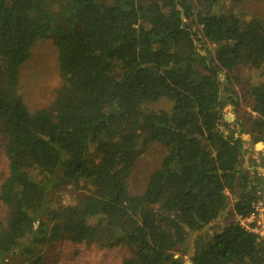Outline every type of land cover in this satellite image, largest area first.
<instances>
[{
	"label": "trees",
	"instance_id": "obj_1",
	"mask_svg": "<svg viewBox=\"0 0 264 264\" xmlns=\"http://www.w3.org/2000/svg\"><path fill=\"white\" fill-rule=\"evenodd\" d=\"M220 1L200 0L195 13L188 0H0V264H43L44 246L88 237L127 248L121 264H182L175 255L221 217L230 194L234 217L253 213L259 196L240 162L242 135L264 138V14L224 13ZM47 39L71 87L30 113L15 90L19 69ZM243 64L262 80L243 88L254 116L235 130L220 75ZM160 99L172 108H144ZM153 143L164 156L133 195L128 180ZM65 187L84 194L51 208ZM191 254V264H264V243L232 221L198 235Z\"/></svg>",
	"mask_w": 264,
	"mask_h": 264
},
{
	"label": "rangeland",
	"instance_id": "obj_2",
	"mask_svg": "<svg viewBox=\"0 0 264 264\" xmlns=\"http://www.w3.org/2000/svg\"><path fill=\"white\" fill-rule=\"evenodd\" d=\"M195 13L203 8L199 5L200 0H188ZM224 13H241L247 19L254 15L264 14V0H221L219 9ZM196 30L197 28L194 27ZM202 54L207 51L213 53L214 46L206 40H200L196 43ZM220 80L228 93L224 96L223 115H230L233 121L245 130L250 129L249 116H254L250 110L251 99L246 94L244 87L258 84L261 78V72L249 65H240L232 69L227 74H221ZM71 87L65 82L59 71L58 53L50 40L39 41L32 49L29 59L19 69V80L16 87L17 94L21 97L30 113L50 108L60 97L64 88ZM231 95L236 100L235 105H231V100L227 96ZM147 110H170L172 103L166 99H160L155 103L144 105ZM233 123V122H232ZM231 123V124H232ZM235 129V130H236ZM256 143V142H253ZM259 148L257 150L259 151ZM164 149L157 143L151 144L142 153L128 180L129 192L138 195L146 190L149 177L156 171L162 158ZM245 165L244 158L240 162V169ZM7 176V162L1 147L0 139V186ZM253 177L252 174L249 175ZM258 185L257 187H261ZM256 188V187H254ZM238 192V190H236ZM254 191V190H252ZM84 194L83 191H75L71 187H65L59 196H55L50 201L51 208L55 209L57 205H73L77 199ZM253 195H258L253 192ZM261 195H263L261 193ZM235 195H229L227 209L221 217L213 224L206 227L203 231L191 234L188 240L187 253L176 254L182 264H191L190 258L193 251V243L198 235H213L222 230L237 218L232 214V205L235 202ZM5 209L0 203V222L4 220ZM43 264H121L122 260L129 256L125 247L114 249H102L91 241L90 237L82 243H72L68 239H60L50 245H46L40 250ZM9 264H16L14 259L9 260Z\"/></svg>",
	"mask_w": 264,
	"mask_h": 264
},
{
	"label": "crops",
	"instance_id": "obj_3",
	"mask_svg": "<svg viewBox=\"0 0 264 264\" xmlns=\"http://www.w3.org/2000/svg\"><path fill=\"white\" fill-rule=\"evenodd\" d=\"M242 139L244 143V150L245 155L243 156L245 165L242 168L247 175L252 174L254 183L252 184L254 187V191L256 194H259V199L264 200V179L259 175L260 171V163L258 160L259 155L261 154L262 150L264 149V138L260 136L259 142L253 143L250 141V137L248 135H242ZM259 148V151L257 148ZM258 185H262L260 188L257 187ZM261 193L263 195H261Z\"/></svg>",
	"mask_w": 264,
	"mask_h": 264
},
{
	"label": "built area",
	"instance_id": "obj_4",
	"mask_svg": "<svg viewBox=\"0 0 264 264\" xmlns=\"http://www.w3.org/2000/svg\"><path fill=\"white\" fill-rule=\"evenodd\" d=\"M260 163L259 175L264 179V149L258 157ZM253 213L247 217H237V221L245 229L253 232L259 242L264 243V200L259 199L252 204Z\"/></svg>",
	"mask_w": 264,
	"mask_h": 264
},
{
	"label": "water",
	"instance_id": "obj_5",
	"mask_svg": "<svg viewBox=\"0 0 264 264\" xmlns=\"http://www.w3.org/2000/svg\"><path fill=\"white\" fill-rule=\"evenodd\" d=\"M224 107L223 106H221V109H223ZM224 119H225V121L226 122H228V123H232V128L233 129H236L237 128V121H233V119L231 118V116L230 115H225L224 116Z\"/></svg>",
	"mask_w": 264,
	"mask_h": 264
}]
</instances>
